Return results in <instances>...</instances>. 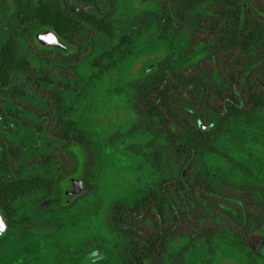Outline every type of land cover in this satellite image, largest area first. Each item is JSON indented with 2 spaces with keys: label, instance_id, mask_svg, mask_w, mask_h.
<instances>
[{
  "label": "trees",
  "instance_id": "16d2710c",
  "mask_svg": "<svg viewBox=\"0 0 264 264\" xmlns=\"http://www.w3.org/2000/svg\"><path fill=\"white\" fill-rule=\"evenodd\" d=\"M0 2L9 3L14 19L12 32L0 36L3 121L15 122L23 128L26 121L12 116L6 104L29 113V107L20 106L16 99L21 100L26 94L37 97L38 93L41 99H46L51 119L50 125L44 126L49 121L48 115L37 116L42 124L35 126L32 135L46 139L39 144L15 146L0 136V215L5 223L4 233L16 235L28 228L33 236H45L61 225L53 214L61 212L62 205L55 206L45 220L35 222L33 217L48 208L47 203L32 207L30 217L26 214L16 217L21 207L14 202L33 194H38L39 200H48L47 196L55 193V181L70 177L69 166L60 153L64 154L72 144L81 148L85 167L89 166L92 157L89 134L71 120L75 96L95 85V80L132 54L142 34L151 32L157 39L170 43L176 35L188 31V39L178 46L175 56L170 52L159 59L129 89L143 126L138 130L149 134L152 145L156 144L155 138L163 142V149L152 150V165L160 168L162 155L172 153L180 170H193L184 174L193 180L187 189L188 179L183 180L180 172L161 177L133 200L109 209L106 224L117 248L115 261L159 264L170 238L180 240L177 246L181 247L187 231L210 241L213 232L218 235L236 232L237 241L247 249V257L250 233L264 231L263 179L237 187L238 203H199V190L210 193L211 199H215L217 192L214 184L197 171L196 162L201 155H211L217 150L223 129L242 120L250 121L253 113L264 109V0H152L146 11L127 18L121 14L122 0ZM203 7L205 17L193 30L189 25L191 13ZM44 29L52 31L62 47L44 45L52 52L40 54L38 58L43 63L36 66L29 42ZM95 43L101 46L93 54ZM81 58L89 61L87 75L74 70ZM56 62L70 66V71L59 66L53 69ZM196 120L208 128H201ZM3 132L13 136L1 123L0 135ZM30 146L39 147L34 155H41L38 160L42 166L57 165L55 178L41 172L21 173L14 168L15 162L21 161L23 165ZM77 181L83 184L84 179ZM225 184L231 193L230 185ZM202 204L207 213L201 210ZM222 205L229 206L227 215L219 209ZM233 206L237 207L235 214L231 213ZM211 209L222 218L221 224L206 220ZM73 254L71 259L76 263L81 255ZM44 258L36 255L27 261L47 264ZM226 258L243 263L236 257ZM111 260L102 259L99 263L113 264Z\"/></svg>",
  "mask_w": 264,
  "mask_h": 264
},
{
  "label": "rangeland",
  "instance_id": "374dc122",
  "mask_svg": "<svg viewBox=\"0 0 264 264\" xmlns=\"http://www.w3.org/2000/svg\"><path fill=\"white\" fill-rule=\"evenodd\" d=\"M151 1L122 0L121 14L126 18L138 15L150 8ZM9 8L8 2H0V36L10 34L14 28V19ZM205 14V7L194 10L190 16L193 22L189 24L190 28L199 27L198 21H202ZM187 32L179 35L181 39L176 35L170 43L166 39H157L151 32L142 34L135 42L132 54L95 80V85L75 96L71 120L77 126L84 127L89 134L92 144L91 161L86 168L85 155L81 148L75 144L67 147L64 154L60 155L69 166L70 177L55 181V193L47 197L48 200H61L64 181L74 184L78 179H84L82 187L75 196L70 193L69 198L73 203H47L48 208L33 217L35 222L43 221L54 212L55 206L61 204L63 210L53 214L58 217L57 221L61 225L52 234L33 236L28 228L16 235L3 232L0 235V264H28L27 260L36 255L44 256L47 264H100L102 259H112L113 264H125L115 261L118 258L117 248L114 247L109 226L106 224L109 209L114 204L133 200L151 188L161 177L176 176L180 172L172 153L162 155L160 168L152 165V150H158V147L163 149V142L155 138L156 144L152 145L149 134L138 130L143 126L132 103V91L129 88L136 79L143 76L144 70L152 67L159 59L170 52L175 56L178 46L188 39ZM29 44L33 64L40 66L43 62L40 63L38 56L51 53L52 50L40 44L36 38L30 40ZM100 46L99 43L94 44L93 54ZM81 53L82 51L78 55ZM56 63L52 65L53 69L57 66L65 71L71 69L70 66ZM75 66L74 70L79 75L88 74V59L81 58ZM16 101L20 106H28L30 112H24L9 104L6 107H9L12 116L17 120L23 119L26 124L23 128L11 121L6 124L0 113V124L3 123L4 129L9 128L13 133L12 136L3 132L0 136L7 138L15 146L45 141V138L33 136L32 131L42 122L37 116L48 115L49 121L44 126L50 125L46 99H41L38 93L37 97L26 94ZM242 132L241 135L245 137L237 139L234 126L223 129L219 133L217 150L211 155H201L197 160V171L214 186L223 187L228 183L232 187H239L250 185L256 175L264 178V137L249 128H243ZM29 149L30 153L27 152L24 162L22 161L23 165L21 161L15 162L14 168H18L21 173L41 172L55 178L58 175L57 165L48 168L42 166L38 160L41 155H34V150L39 151V147L30 146ZM53 154L56 155L57 152L54 150ZM37 195L33 194L18 201L39 200ZM19 204L21 211L16 217L22 214L30 217L33 214L28 203ZM29 209L31 212H28ZM186 235L187 239L181 247L177 246L180 240L173 244L171 240L168 242L166 253L164 252L159 264H237L226 257H236L243 261L242 264H248L245 263L247 249L237 241V236L225 234L224 237L215 236L210 241L196 233L187 231ZM89 249L93 251L87 252ZM76 252L81 257L73 263L74 259L71 257ZM253 264H263V261L260 258Z\"/></svg>",
  "mask_w": 264,
  "mask_h": 264
},
{
  "label": "flooded vegetation",
  "instance_id": "af4514ba",
  "mask_svg": "<svg viewBox=\"0 0 264 264\" xmlns=\"http://www.w3.org/2000/svg\"><path fill=\"white\" fill-rule=\"evenodd\" d=\"M196 123L198 125L202 124V123H200L199 120H196ZM243 128L253 129L259 135L261 134L264 137V109H263V111H258V112L256 111L255 113H253L252 119L250 121L242 120L241 122L234 124V129L236 132V138L237 139H239L241 136L245 137V135H241V134H243V132H242ZM192 171H193L192 169H185V168L180 170V176L182 177V179L183 180H185L186 178L188 179V183L185 184L187 189H189V185L191 184L193 178L188 177L187 175H184V174H185V172L190 173ZM253 179L258 181L260 178L258 177V175H256V176H254ZM263 183H264V178H263ZM215 188H216V192H217L215 199H211L210 193L199 190V195H197L198 199H199V203H238V201H237V196H238L237 187L230 186L231 193L228 192L229 187L226 184H224L223 187L215 186ZM172 189H173V187H172ZM173 195H174V193H173ZM73 202L74 201L72 199H69L67 201H65V200H59V201H56V200H34V201H29V202L15 201L14 203H28L30 207H40L41 205L46 204V203H73ZM221 208L224 210L225 214L227 215L228 211H229V206L226 205L224 208L222 205V206H220L219 209H221ZM201 210H205V213H207L208 209H206L205 204L201 205ZM214 210L215 209L210 210V216L206 220H208V222H216V223L221 224L223 222V220H222V218L214 215L215 214L213 212ZM236 212H237V207L233 206L231 208V213L235 214ZM227 220H228V216H227ZM222 234L218 235V233L213 232L211 235V238H214L215 236H218V237L223 236V235L225 236V234H231L232 236H237L236 232H232V233L227 232V233H224L223 235ZM172 236H173V234H172ZM170 240L172 241L171 242L172 244H173V242H175L173 240V237H171ZM92 251H93L92 249H89L87 252H92ZM246 258H247L248 264H253L254 262H257L258 259L260 260V258L262 259L263 264H264V231L263 232L254 231V232L250 233L248 256Z\"/></svg>",
  "mask_w": 264,
  "mask_h": 264
},
{
  "label": "water",
  "instance_id": "95a60500",
  "mask_svg": "<svg viewBox=\"0 0 264 264\" xmlns=\"http://www.w3.org/2000/svg\"><path fill=\"white\" fill-rule=\"evenodd\" d=\"M36 40L41 43L42 45H49V46H57V47H62V44L58 41L57 37L55 34L47 29L41 30L40 32H37L35 34ZM203 129H207L208 127L206 125H199ZM82 184L80 181H77L74 184H71L67 181H64L63 183V199L65 201L69 200V195L70 193L77 194L79 190L81 189ZM5 230V223L0 215V235L4 232Z\"/></svg>",
  "mask_w": 264,
  "mask_h": 264
}]
</instances>
